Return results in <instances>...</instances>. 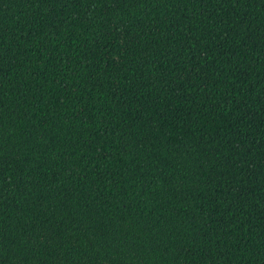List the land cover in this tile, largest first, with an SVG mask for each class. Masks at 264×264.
<instances>
[{"label": "trees", "instance_id": "16d2710c", "mask_svg": "<svg viewBox=\"0 0 264 264\" xmlns=\"http://www.w3.org/2000/svg\"><path fill=\"white\" fill-rule=\"evenodd\" d=\"M0 264H264V0H0Z\"/></svg>", "mask_w": 264, "mask_h": 264}]
</instances>
